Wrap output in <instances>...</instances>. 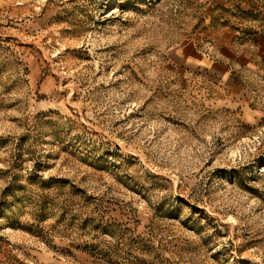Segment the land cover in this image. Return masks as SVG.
Returning a JSON list of instances; mask_svg holds the SVG:
<instances>
[{
  "label": "rangeland",
  "instance_id": "374dc122",
  "mask_svg": "<svg viewBox=\"0 0 264 264\" xmlns=\"http://www.w3.org/2000/svg\"><path fill=\"white\" fill-rule=\"evenodd\" d=\"M258 32L264 0H0V264H264V58L180 52Z\"/></svg>",
  "mask_w": 264,
  "mask_h": 264
},
{
  "label": "crops",
  "instance_id": "0c3cea01",
  "mask_svg": "<svg viewBox=\"0 0 264 264\" xmlns=\"http://www.w3.org/2000/svg\"><path fill=\"white\" fill-rule=\"evenodd\" d=\"M253 39H255V42H253L252 45L248 46L251 42L250 40L246 45H244L249 47L247 49V52H243V50H241L240 53H238L233 50H230V56L228 61L224 60L212 62L208 55L201 53V51L197 50L195 46H185L180 49V52L183 56V61L188 66L201 67V69L205 70H208L210 68L213 72H217L218 75L219 73H221L222 75L224 74L228 76L231 74V72L234 71V68H237L240 65H242L241 67L247 71L253 69L254 66H257L256 64H254L255 62H253L255 60H252L255 59V55H258V59L259 55L264 58V32H258L257 35L253 37ZM235 54L236 57L240 59L239 62H236L237 58L234 57ZM197 62L199 65L197 64Z\"/></svg>",
  "mask_w": 264,
  "mask_h": 264
}]
</instances>
